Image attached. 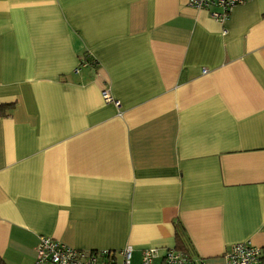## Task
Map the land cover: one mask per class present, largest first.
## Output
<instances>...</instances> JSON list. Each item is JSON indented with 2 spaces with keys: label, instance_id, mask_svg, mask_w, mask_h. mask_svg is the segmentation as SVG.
<instances>
[{
  "label": "crops",
  "instance_id": "obj_1",
  "mask_svg": "<svg viewBox=\"0 0 264 264\" xmlns=\"http://www.w3.org/2000/svg\"><path fill=\"white\" fill-rule=\"evenodd\" d=\"M40 236L134 263L264 249V0L224 22L188 0H0V256L32 264Z\"/></svg>",
  "mask_w": 264,
  "mask_h": 264
},
{
  "label": "built area",
  "instance_id": "obj_2",
  "mask_svg": "<svg viewBox=\"0 0 264 264\" xmlns=\"http://www.w3.org/2000/svg\"><path fill=\"white\" fill-rule=\"evenodd\" d=\"M247 0H188L194 8H207L212 17L224 22L231 10ZM214 8V9H212ZM105 101L119 106L107 87L100 91ZM132 245L126 244L118 251L116 260L114 251L109 249H80L66 245L49 236H40L35 247L32 264H203L189 253L177 247H168L159 253L156 247H144L137 263L132 262ZM260 254V247L249 240L232 243L224 253L223 264H252Z\"/></svg>",
  "mask_w": 264,
  "mask_h": 264
},
{
  "label": "trees",
  "instance_id": "obj_3",
  "mask_svg": "<svg viewBox=\"0 0 264 264\" xmlns=\"http://www.w3.org/2000/svg\"><path fill=\"white\" fill-rule=\"evenodd\" d=\"M80 62L83 64L85 63L86 64H98V61L92 55H90L87 51L83 53V56L81 57ZM174 227H175V235L177 236V238H180L182 234L181 232L183 230V226L180 224V222L176 221L174 223ZM256 263L264 264V249H262L261 247H260V254L257 260L253 262L252 264H256ZM0 264H6L1 256H0Z\"/></svg>",
  "mask_w": 264,
  "mask_h": 264
}]
</instances>
